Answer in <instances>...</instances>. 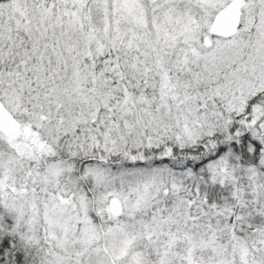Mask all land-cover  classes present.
Here are the masks:
<instances>
[{
    "label": "snow or ice",
    "instance_id": "snow-or-ice-1",
    "mask_svg": "<svg viewBox=\"0 0 264 264\" xmlns=\"http://www.w3.org/2000/svg\"><path fill=\"white\" fill-rule=\"evenodd\" d=\"M0 264H264V0H0Z\"/></svg>",
    "mask_w": 264,
    "mask_h": 264
}]
</instances>
